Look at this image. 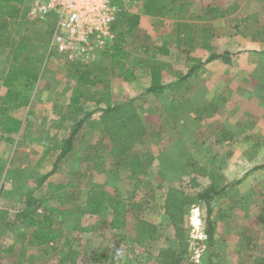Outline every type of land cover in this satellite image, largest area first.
Returning a JSON list of instances; mask_svg holds the SVG:
<instances>
[{
  "label": "rangeland",
  "instance_id": "rangeland-1",
  "mask_svg": "<svg viewBox=\"0 0 264 264\" xmlns=\"http://www.w3.org/2000/svg\"><path fill=\"white\" fill-rule=\"evenodd\" d=\"M217 1L219 4L231 9H234L235 6L238 7L231 12L228 17L229 22L219 21L215 25L209 22H200L201 27H210L208 29L216 37L223 35L228 39L238 35L240 38L241 36L248 39L253 37L256 40V37L259 39V36L264 35V11L260 12L264 6V0ZM112 2L122 6V11L134 14V12L140 11L149 0H129L124 5L118 0H112ZM159 2L163 6L164 12L174 5L171 0H159ZM210 2L215 3L216 0H183L184 4H179L178 9L173 13H178L176 14L177 17L182 18L187 15L193 22L196 14L194 10L200 9V13H202V7ZM201 3L205 5L202 6ZM230 4H232L231 7L228 6ZM29 6L30 0H27L22 17L16 20L7 19L8 39L12 40L14 44H17L20 40L32 42V52L30 54L33 52L35 53L32 55L41 53L40 57H35V63L41 71L39 82L42 85H47L48 88L60 87L62 90L60 93L64 94V98L67 99L77 81L78 73H76V69L70 68L71 66L67 63L54 59L55 55L52 54L54 58L45 57V54L42 53L43 51L49 53L48 43L52 37L53 26L48 21L42 23L32 22L34 20L28 17ZM239 7L241 8L239 9ZM189 9L193 11V14L189 13ZM167 16L168 21H173L176 18L170 12L167 13ZM119 18H117V30L121 27L122 18ZM209 24H212V26H209ZM142 25L145 27L151 26L153 37L157 38L158 43H162L164 38H169L168 34L171 28L164 26L163 20L159 18L155 20L149 17ZM137 34L139 37L135 40V44L130 47L131 57L128 62L131 66L137 64L141 73L140 80L130 84L115 83L113 86L115 95L112 103L105 101L104 84L101 83L105 80L104 78L109 80L111 77H115L116 74V71L111 70L108 61L103 57H99L87 65L78 67H89L93 80L97 83L85 95L87 102L89 101L95 107L103 101L101 107L96 106L93 109L96 110L94 121L92 120V123H90V120H88V123L89 129L93 132H102V136L106 141L104 167L109 168L108 165H113L114 162L120 164V168L114 169L112 167L101 174L104 185L97 184L101 186L99 190L104 191L106 195L114 194V196H118L120 194L117 187L118 182L122 178L126 179L125 188L133 189L132 193L136 194L135 206L129 207L130 222L133 221L134 225L139 228L141 222L155 223L154 228L150 227L147 230L149 232L146 234L148 237H137L136 244L140 247L145 246V248L151 244L149 249L157 245L161 250L160 252L157 250H139V247H137L138 252L129 253L127 251L130 257L118 260L121 245L124 248L135 245L132 240L133 235L129 231V237L127 235L122 239L121 233L110 231L108 225L104 224V227L100 230L101 232L86 231L81 238L83 243L93 246L92 255L90 253L83 255L79 252L80 256L78 254L77 260L73 261L75 251L66 252L64 247L59 245V247L56 246L48 252L44 249L40 251L30 250L28 255L24 256V264H136L133 260H136L137 263L141 262V264H162L163 262H166V264L173 262L174 264L175 259H180V262L178 261L176 264H264V167L253 169L255 166L264 163V118H260L257 114L261 108H264V100H261L264 98V91H258L256 85L253 84L251 87L249 86L251 90L245 92L246 94L237 89V94L232 99L231 96H228V103L221 105L217 101L216 104H212L214 114L207 116L203 113L209 106L208 101H205L206 98L211 96L213 98V95L230 94L228 90L225 91V87H222L220 91L218 90L217 83L219 80L213 79V76L208 77V73H202L195 79L191 77V82L189 79L185 81V85L190 86L185 93L187 96L179 94V92L171 93L173 99L180 96L185 97L178 99L182 102V105L178 108L163 105L161 104L163 96L143 91L145 82L147 84L146 79L150 75L149 71L154 65L159 64V60L145 56L142 52L141 44H149V40L145 39L146 29L141 27ZM214 35L212 34V36ZM12 41L10 42L13 43ZM6 47L3 50V44L0 46V66L3 67V64H5V67L8 68L11 58L8 52H11L12 48ZM7 54L10 57L6 58V62L3 58ZM184 57L176 61V66H179L183 72L188 67ZM255 59L257 60L256 57ZM255 59L237 58L232 67H249L251 62L252 64L256 63ZM236 83L241 84L243 82L239 79L235 80L234 87ZM207 86L213 88V90H207ZM50 88L47 89V92H43L44 99L54 98ZM195 88L197 89L195 90ZM214 88L218 91H214ZM148 102L150 105H148ZM193 103L198 104L196 105L198 112H196ZM112 104L121 105L116 109L119 112L104 117V109ZM190 110L194 111L193 114L196 113V117H193L189 112L183 114L184 111ZM260 112L263 113L264 110ZM20 114L21 117H24L25 111ZM69 115L68 121L70 124H74L78 120L76 118L81 116L73 113ZM128 118L133 119L132 128L135 131L132 134L130 143H126L129 149V151L128 149L126 151L142 158L140 168H136L135 178L130 177V172H125L127 167L124 166L123 158L119 155L115 156L117 154L114 151L122 155L121 145L119 141H116L117 139H114V134L111 133L112 130H122L121 126L127 123ZM259 119L261 121L257 122ZM222 127L229 128L235 134L232 140L220 141V129ZM188 131H194V134H188ZM7 146L8 155L10 156L13 152L10 147L13 146L10 144ZM170 146L182 148L183 152L188 150L191 156L185 159V161H188L186 167L179 166L174 169L168 161L164 164H168L171 170H166L162 167L165 165H160L162 163L161 156L170 155L169 152L164 151L165 148ZM16 155L15 153V158ZM0 158H3V139H0ZM147 158H153L152 163L156 168L150 171L145 170L144 173ZM30 160L27 159L26 161L31 163ZM76 167L79 168V164H76ZM204 167L220 174L223 177V184L228 185L223 194L215 196L210 201L211 211L209 214L206 201L196 199V196L206 189L210 182L203 171ZM60 178L61 181L66 180L62 176ZM193 178L199 182L200 186L195 187L193 185ZM163 179L169 181L178 179V181L170 186L157 188V185L159 182L162 183ZM75 187L78 186L73 183L70 185L71 190H76ZM25 188L27 187L25 186ZM170 189L180 192L176 198L179 204L174 215L166 211L167 201L163 202L162 199V197L167 198ZM5 190L6 192L3 193V185L0 186V210L12 204L9 202V198L5 199L3 196L6 194L10 198L14 196V183L7 185ZM152 193L158 199L156 198V203L150 204L151 202H148L147 198L151 197ZM37 194H39V190ZM99 196L103 197V194L101 193ZM106 199L108 200L109 197L107 196ZM146 206L155 207L147 210ZM75 214L73 211V218ZM208 216L214 226L211 243L208 242V235L205 234ZM94 221V219L88 218L87 226L92 225ZM1 230H3V225H0V264H11L15 261L16 255L14 253L9 256L3 255V245L7 247L19 236L12 232L3 237ZM156 230L161 231L158 232L159 235ZM18 232L21 234L23 231L18 230ZM105 244L109 247V250L102 253ZM165 246H168V248H165Z\"/></svg>",
  "mask_w": 264,
  "mask_h": 264
},
{
  "label": "crops",
  "instance_id": "crops-1",
  "mask_svg": "<svg viewBox=\"0 0 264 264\" xmlns=\"http://www.w3.org/2000/svg\"><path fill=\"white\" fill-rule=\"evenodd\" d=\"M178 2L179 3L177 2L172 3L174 5L169 7L165 12L166 14L164 13V15L162 16H159V15L155 16V15H150L146 13L144 10L145 4L143 5V8L140 9V11H137L136 13L134 12V14H137L140 16L139 28L141 29V27H144L146 29L147 35H145V39L149 40L148 43L150 47L152 48L153 45H157V44L162 45L164 42H166L170 50L169 55H166V56L158 55L157 57H153L151 51L148 54L144 52L145 44L147 43L141 44L140 46L143 48L142 52L145 54V56H149V57H152L153 59L159 60V64H156V65L161 66L162 68L161 74H162V82H163L164 90H163L162 95H160V96H163L161 104L171 105V106L182 105V102L178 100V99H181L182 97L180 96L179 98L173 99L171 97V93L179 92V94L184 95L187 92V89L190 88V86L185 85L186 84L185 81L183 83L175 85L179 81L178 77L180 75L187 74L190 66L193 64L189 60V57H197L203 62V65L200 67V69L193 74L194 79L195 77L199 76L202 73L204 74L208 73L209 74L208 77L213 76V79L219 80V82L217 83L218 85L217 88L219 91L222 87H225L224 88L225 91L228 90V93L230 94V95H222V96L213 95V98L212 96L210 98H206L207 100L205 101H208L209 103V106L207 108L211 111L210 115L214 114L212 104H216L217 101H219L221 105L224 103H228L229 97L231 96V99H232L233 96L237 94L236 93L237 89H240L245 93L251 90L249 86L251 87V85L253 84V85H256V88L258 91H264V62H262L264 61V35L259 36V39L258 37H256V40H254L253 37H250V39H248V38H244L241 36L240 38V36L238 35L233 36L232 38L228 39L227 37L223 35L220 37H216L214 33L210 32L211 30L208 29L210 27H208L207 28L208 29V44L210 46V48L208 49V48H203L200 46H195L191 48L189 47V45H183L181 41H183L182 37H184V33H181L180 35L177 32L174 33V28L177 27V24L178 25L179 24L180 25L191 24L193 26H196V25L201 26L200 22H209V23H212L213 25H215L219 21L229 22L228 17L230 16L233 10L237 9L236 7L238 6H235L234 9H231V8H228L227 6H224L223 4H219L217 0L215 3L210 2L206 4V6H204L205 4L201 3V5L204 6L202 7V13H200V9L194 10L196 13L194 15L195 20H193L192 22L187 15L186 17L182 18V17H177L176 14L178 13H173L175 10L178 9L179 4H184L183 0H178ZM231 5L232 4L228 6L231 7ZM209 7L210 8L218 7L219 9L222 10L223 15L217 16L215 18L208 17V19L206 20H200L199 19L200 16L202 15L206 17L208 16L206 11H207V8ZM240 8L241 7H239V9ZM261 11H264V6H263V9L260 10V12ZM168 12L176 16L175 20L168 21V18H167L169 16V15L167 16ZM23 13L20 17L23 16ZM189 13L193 14V11L190 10ZM149 17L155 20L159 18L163 20L164 26L171 28L168 34L169 38H164L162 43H158V41L156 40L157 38L153 37V33L151 32V26L145 27L142 25L144 21L149 19ZM32 22L41 23L38 21H32ZM117 22H118V19L112 25V31L115 33V36L117 32L121 30V28L117 30V25H116ZM212 24H209V26L210 25L212 26ZM212 34L214 36H212ZM179 36H181V38ZM7 38L8 37H6V39ZM136 39L137 38L133 39L134 42L130 40V42L132 43L128 44L126 47L129 53V58L126 59V63L129 66H131L130 63L128 62L131 57L130 47L135 44ZM20 41H18L17 44L20 43ZM113 41L111 42V44L113 43ZM24 42L25 41H23V43ZM31 43L32 42H29V43L27 42L26 44V49H25V52L20 62L22 64L20 66L19 64H16L13 61V54H12V51L17 46V44L11 49L12 50L11 52H8V54L11 55L9 67L8 68L5 67V64H3V67L0 66V73H1L0 74V78H1L0 98H2L6 94V91H7V88L4 84V80H5L6 74L9 69H14V68L17 69L18 67H21V66L24 67L23 64L25 63V65H28L32 69H34V72L37 75L36 81L32 87V92H31L32 94H31V99H30L29 104L26 107L14 113V116H16L18 119L22 121V131L17 134H10V135L5 136V137L9 136L10 138H12L13 142H7L3 139V158L2 159L4 162L7 163V165L3 171V179L0 182V186L3 185V193L6 192L5 189L7 188V185L14 183V186H15V192H14L15 194L12 193L14 195L12 197L14 198L12 197L10 198L6 196L8 194L6 195L3 194L4 195L3 197H5V199L9 198L8 199L10 200L9 202L12 203V204H9L3 207V211H7L6 213L7 218L6 220H3V230H5L3 232V237L8 236L12 232L16 234L17 236H19V238H15L13 243L8 245L7 247L3 245V255L5 254L6 256H9L10 254L14 253L16 255V259L15 261L11 262V264H24V261H23L24 256L28 255L30 250L40 251L41 249H44L46 250V252H48L50 251V249L55 248L56 246L59 247V245H62L64 247V251L66 252H72L74 250L78 254L79 252H81L83 255H86V253H90L92 255V250L94 249L93 246L91 244L83 243L82 242L83 240L81 241V238L86 233V231L101 232L100 230L104 227V224L108 225V228L110 231L121 233L122 239L127 237V235L129 237L130 235L129 231L133 235L132 240L135 242V245H130L125 248L123 247V245H121V247H119L120 254H119L118 260H121L122 258L123 259L129 258L130 257L129 253L138 252L137 247H139V250H145V249L152 250V251L157 250L158 252H160L161 248L159 249V246L157 245H154L155 247H152L151 249H149L151 247L150 246L151 244H149L147 248H145V246L140 247L136 244V238L140 234L139 232L140 229L138 228V226L134 225L133 221L130 222L131 219H129V207L135 206L136 194L132 193L133 189L131 190V189L125 188L124 183L126 179L121 177L122 179L119 180L118 182L117 187L120 190V194L118 196L116 195L114 196V194L111 195L117 200H124L126 203L127 212L124 214L125 221L123 222L121 226L112 227L113 214L116 213L115 209L112 206L109 207V204H110L108 203L109 199L107 200L106 198L99 196L102 192V190H99V188L104 185L103 184L104 181L102 180L101 174L102 173L104 174L105 171H107V169H111L112 167H114V169L120 168V164L115 163V162L113 163V165L112 164L108 165L109 168L104 167L105 165L104 159H105V154H106L105 149L107 148L106 147L107 144H105L106 141L104 140L102 136V132L100 131L93 132L91 129H89L88 120H90V123H92V120L94 119V116L96 114L95 113L96 110H93V109L96 106L101 107V103L103 101L98 103L94 107L93 105H91V103H89V101L87 102V100L84 97V99H82L84 111L90 112L91 115L85 116V114L80 113L81 116H79V118L78 117L76 118L78 120L74 124H70L68 121V118L70 116L69 114L70 113L77 114L68 109L70 98L72 95V90L76 83L74 84L71 90V93L69 94V97L67 99L64 98V94L60 93L62 91L60 87H54V88L49 87L51 89V94L54 98L44 99L43 92H47V89L49 88L47 85H44V84L42 85L39 82L40 77H41V71L39 70V68L37 67L35 63V60H36L35 57H40L41 53L40 54L36 53V55H32L33 53H35L33 52L30 54V52H32L31 45H33ZM151 43L153 45H151ZM105 51L102 52L100 57H103V59H106L108 61L111 67V70L116 71L115 77L113 76L114 78L111 77V79L109 80H106V78H104L105 80H103L104 82L108 83L110 87L111 98L109 102L112 103V100L114 99V95H115L114 94L115 91L113 88L114 84L115 83L130 84V83L139 81L141 73L139 72V68L137 64H135L134 66H131V67H134L136 69L135 71L137 75L136 80L132 82L124 81L118 75V71L114 67H112V65L110 64V61L105 57L104 55ZM224 52L229 53L228 54L230 58L229 63H225L222 60V58H217V59H213L211 61L206 62L207 58L212 53L221 54ZM42 53L45 54V57L49 56V57L54 58L52 54L55 55L54 59H57L59 62L60 61L65 62L71 66V67L69 66L70 68L76 69V73H78V77L80 74H82L84 70H89V67L87 68V66L86 67H78V66L76 67L75 65L68 63L66 60L60 59L53 52L46 53L45 51H43ZM8 54L3 58L5 61H6V58L10 57L8 56ZM172 57L174 58L173 60H172ZM183 57L188 64V67L186 68L187 70L185 69L184 72L182 71L181 68H179V66H176L177 59L181 60ZM243 57L244 59H247V60L255 59L256 57L257 60L255 59L256 63L252 64L251 62L249 64L250 65L249 67L241 66V67L233 68L232 66L233 64H235V60L237 58L240 59ZM220 65H222L223 67ZM80 69H83V70H80ZM149 74L150 75L146 79L147 84L145 82V86L143 90L145 92H147V89L152 84L151 70L149 71ZM237 79L241 80L246 85V88L243 83L241 84L236 83L235 84L236 86L234 87L233 84L235 83V80ZM103 81L101 82L102 84H104ZM189 81L191 82L192 80H190L189 78ZM90 87L91 89L94 88L92 85ZM103 88H104V85H103ZM196 89L197 88H195V90ZM206 89L213 90V88H210L209 86H207ZM218 90L214 88V91H218ZM182 91L183 93H181ZM184 96H187V95L185 94ZM261 100H264V98ZM175 103H179V105ZM148 105H150L149 102H148ZM196 105L198 104L193 103V106H195V109L197 110ZM192 110L187 111V112L184 111L183 114H186L189 112L190 114L193 115V117H196V113L193 114L194 111ZM206 110H204V112H206ZM261 110H264V108H261ZM24 111H25V116L21 117L20 113ZM260 111L257 114L259 115L260 118H264V112L261 113ZM196 112H198V110ZM82 119H84V123L81 129H79V132L75 137V141L73 144V150L58 160L60 149H58L57 147L58 145L56 146V144L58 143L62 145V142L60 141L68 138L71 135V131L75 128V124L79 120H82ZM260 121H261L260 119L259 121L257 120V122H260ZM25 128L33 132L35 134L34 138H37L39 142L37 141V142L29 143V141H27V139L24 136ZM221 129H223V127ZM221 129H220V135H221ZM225 129L230 130L229 128H226V127ZM1 133L2 132L0 129V134ZM187 133L188 134L190 133L192 135L194 134V131H190V132L188 131ZM9 144L13 146V147H10L13 150L10 156L8 155V149H7L8 147L7 145ZM165 149L164 151H166L167 153V150L169 148H165ZM15 153L17 154L16 158L14 156ZM27 159L28 161L29 159H31L30 160L31 163H28L26 161ZM76 164H79L80 170L79 168L76 167ZM55 165H56V169L54 170V172L50 173L53 170ZM152 165L147 169V171L148 170L150 171L151 169L155 170L156 166L153 163ZM160 165H165L162 167L165 168L166 170H171L168 164L160 163ZM125 172L129 173V168L126 169ZM49 173H50V176L47 177L44 181H42V177H44V175L49 174ZM60 176H62L63 179H66L67 182L66 180L61 181ZM177 181L178 179H171L170 181L168 179H163L162 183L159 182V184L157 185V188H163L166 185L170 186L171 184H175V182ZM72 183L78 186V187H75L76 190L70 189V185ZM197 183H198V186H200L198 181ZM97 184H100L101 186ZM25 186L27 188H25ZM30 190L34 191L33 198L34 200H36V203H37V210H36L37 214L43 215V214H49L50 212H53V215H52L53 225H52L51 230H59L63 233V237L59 241L55 243L50 242L49 244L42 245V246L32 245L29 243V236L31 235V231L34 230V227L20 223L21 221L20 214L23 210V203H24L23 201H25V198L23 195ZM38 190H39V194H37ZM161 196H163V194H161ZM156 198H157L156 195L152 193L151 197L147 198V201L151 202L150 204L156 203ZM162 199H163V202L166 201L165 197H162ZM98 202H101V205L98 208H96V203ZM103 203H106V206H104ZM146 207H147V210H151L155 206H152V208L148 206ZM73 211L76 213L74 215V218L72 215ZM88 218L95 220L94 223L90 225L89 227L87 226ZM103 220L106 222H104ZM6 222L15 223L14 228L11 230L7 229L5 226ZM154 224L152 225L155 226ZM18 230H22L23 232L19 234ZM156 231H157V234L159 235L158 232L160 230H156ZM143 233L144 232L141 231V234ZM76 243H79V244H76ZM165 248H168V246H165ZM106 250H109V247L105 244V246L102 248V253H105ZM127 251H129L128 254H127ZM133 262L136 264H141V262L137 263L136 260H133Z\"/></svg>",
  "mask_w": 264,
  "mask_h": 264
},
{
  "label": "trees",
  "instance_id": "trees-1",
  "mask_svg": "<svg viewBox=\"0 0 264 264\" xmlns=\"http://www.w3.org/2000/svg\"><path fill=\"white\" fill-rule=\"evenodd\" d=\"M27 0H0V46L3 44V50L8 45L11 48H13L16 44L12 40H9L8 37L9 32L7 29V19L10 20H16L19 19L22 13L24 12V5ZM172 3L178 2V0H171ZM163 6H161L159 0H149V2H146L144 5V10L146 13L150 15L155 16H162L164 15ZM23 10V11H22ZM207 14L208 16H200V20H206L208 17L215 18L217 16L223 15V12L218 7H212L207 8ZM121 20V30H119L115 36V39L113 43L111 44L110 48L105 51L104 55L105 57L110 61V64L112 67H114L118 71V75L124 80L128 82L135 81L137 78V75L135 73L136 69L134 67H131L127 65L126 59L129 58V53L126 49L127 45L132 43L130 40L133 41V39L139 37L138 32L140 31L139 25H140V16L137 14H130L125 11H121L119 13ZM119 18V19H120ZM177 32L179 35L181 33H184V38L181 43L183 45H189V47H195L200 46L203 48H210L208 44V29L201 26H193L191 24H185V25H178L174 28V33ZM5 37V38H4ZM147 37V36H146ZM180 37V36H179ZM148 38V37H147ZM12 41L13 43H11ZM23 41H25L23 43ZM27 40H21L20 43L17 44V46L13 49V61L16 64H19V66L22 64L21 58L23 57V54L26 49ZM134 42V41H133ZM29 43V42H28ZM151 45H153L151 43ZM152 52L153 57H157L158 55H169L170 50L167 46V43L164 42L162 45H153L152 48L149 44H145L144 52L148 54L149 52ZM229 53L224 52L221 54L212 53L206 60V62L211 61L213 59L222 58V60L225 63L230 62ZM189 60L193 63L188 73L185 75L179 76V81L175 84L178 85L180 83H183L184 81H187L189 78L193 77V74L197 72L200 67L203 65L202 60L198 59L197 57H189ZM24 67H18L17 69H9L4 84L7 88L6 94L0 98V139H4L7 142H13L12 138L5 137L6 135L10 134H17L22 131V121L18 119L16 116H14V113L19 111L20 109L26 107L31 99V92L32 87L36 81L37 75L34 72V69H32L30 66L23 64ZM161 66L154 65L151 69V77H152V84L147 89V92L156 94L158 96L162 95L164 86L162 82V74H161ZM94 78L92 77V73L89 70H84L82 74L79 75L77 78V82L72 90V95L70 98V103L68 106V109L71 110L74 113L77 114H85V116L91 115L90 112H85L82 104V99H84L87 92L91 89V85L95 87L97 83L94 82ZM111 98L110 93V87L108 83L104 82V99L106 102H109ZM178 104L179 103H175ZM120 104H112L111 106L104 109L103 114L104 117H108V115H111L112 113H118L119 111L116 110L118 107H120ZM123 106V105H122ZM176 108H178L177 105H174ZM207 109V110H206ZM206 112L203 111V113L207 116H210L211 111L206 108ZM132 122L133 119L130 120L127 119V123L121 126L122 130H112L111 133L114 134V139H117L116 141L120 143L121 148L120 153H116L114 151L115 156L122 157L124 166L129 168L130 177H136V168L141 166L142 164V158L141 156L135 155V154H129V149L127 146V142L130 143L132 139V134L134 133V129L132 128ZM84 119L79 120L75 124V128L71 131V135L61 140L62 145L56 144L58 149H60V154L58 157V160L64 157L67 153L71 152L73 150V144L75 141V137L79 132V129L83 126ZM123 124V121L121 122ZM25 131V138L29 143L33 142H39L37 138H34L35 134L31 131H29L27 128L24 129ZM221 137L219 138L220 141H229L232 140V138L235 136L233 132L230 130H227L225 128L221 129ZM119 139V140H118ZM55 146V148H56ZM52 149V148H51ZM128 149V151H126ZM187 150V148H186ZM170 153L169 156L163 157L161 156L162 163L170 162V165L177 169V167L182 166L186 167L187 162L185 161L186 158H189L191 155L187 151L183 152L182 148H178L175 146H170L167 150V153ZM182 152V154H181ZM57 160V161H58ZM153 158H147L146 160V169H144V173L149 168L148 166L152 164ZM186 163V164H185ZM7 163L3 161L2 158H0V182L3 179V171L6 168ZM264 167V163L255 166L253 169H261ZM56 169V165L54 166L53 170L50 172H54ZM142 169V168H141ZM146 170V171H145ZM204 173L208 176L210 184L207 186L206 189H204L199 195L196 196V199L204 200L208 204L209 210L208 214L211 211L210 207V201L217 195L223 194L226 191V188L228 185L223 184V177L215 172L212 169H208L207 167L203 168ZM49 174L44 175L42 177V181H44L47 177L50 176ZM192 183L194 186L198 187L197 181L193 178ZM170 193L168 194L166 201V207L167 212L169 211L172 215H174V212L176 210L177 205L179 204L178 200L176 199L180 192L178 190L170 189ZM33 190H30L26 192L23 196L25 198V201H23V210L20 214L21 221L20 223H23L25 225L34 227V230L31 231V235L29 236V243L32 245H47L50 242L55 243L59 241L63 237V233L59 230H51L53 225V212H50L49 214H37V203L36 200L33 198ZM103 194V197L106 198L109 197V207L112 206L115 209V214H113L112 218V227H119L123 224L125 221L124 214L127 212L126 209V203L124 200H117L116 198L112 197L111 195H106L104 191L101 192ZM183 192L181 191V194ZM101 205V202L96 203V208H98ZM104 206H106V203H103ZM169 207V208H168ZM94 208V207H93ZM7 211L0 210V225H3V220H6ZM206 230L205 234L208 235V242L211 243L213 240V234H214V226L212 222L210 221V218L208 216L206 220ZM15 223L6 222L5 226L7 229H13ZM142 227V228H141ZM150 227L154 228V226L148 222H141L140 224V235L143 237H146L147 233H149L147 230L150 229ZM5 230H1L2 234ZM141 231L144 233L141 234ZM78 253L73 254V261L77 260ZM180 262V259H175L174 264L177 262ZM162 264H166V262H163ZM169 264H173L169 263Z\"/></svg>",
  "mask_w": 264,
  "mask_h": 264
},
{
  "label": "built area",
  "instance_id": "built-area-1",
  "mask_svg": "<svg viewBox=\"0 0 264 264\" xmlns=\"http://www.w3.org/2000/svg\"><path fill=\"white\" fill-rule=\"evenodd\" d=\"M122 10L112 0H30L28 17L53 26L49 53L84 66L109 49L115 38L112 25Z\"/></svg>",
  "mask_w": 264,
  "mask_h": 264
}]
</instances>
